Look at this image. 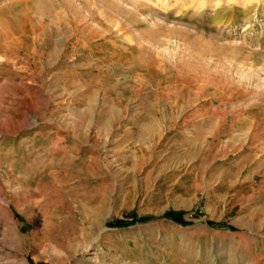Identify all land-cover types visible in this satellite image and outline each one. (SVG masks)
I'll return each instance as SVG.
<instances>
[{
	"label": "rangeland",
	"instance_id": "1",
	"mask_svg": "<svg viewBox=\"0 0 264 264\" xmlns=\"http://www.w3.org/2000/svg\"><path fill=\"white\" fill-rule=\"evenodd\" d=\"M44 7L0 0V264H264V0Z\"/></svg>",
	"mask_w": 264,
	"mask_h": 264
},
{
	"label": "bare ground",
	"instance_id": "2",
	"mask_svg": "<svg viewBox=\"0 0 264 264\" xmlns=\"http://www.w3.org/2000/svg\"><path fill=\"white\" fill-rule=\"evenodd\" d=\"M29 1L33 4V6H34L36 9H38V10H42V8H44V10H45V7H44V0H29ZM133 8H134V7H133ZM135 8H136V7H135ZM134 10H135V9H134ZM243 27H244L243 30H245V29L248 28V25L245 24Z\"/></svg>",
	"mask_w": 264,
	"mask_h": 264
},
{
	"label": "trees",
	"instance_id": "3",
	"mask_svg": "<svg viewBox=\"0 0 264 264\" xmlns=\"http://www.w3.org/2000/svg\"><path fill=\"white\" fill-rule=\"evenodd\" d=\"M174 222H177V223H181V224H183V222L178 218V217H176V218H171ZM119 223H123V222H121V221H116L115 222V224H119Z\"/></svg>",
	"mask_w": 264,
	"mask_h": 264
}]
</instances>
